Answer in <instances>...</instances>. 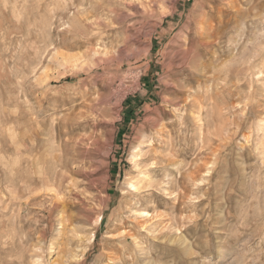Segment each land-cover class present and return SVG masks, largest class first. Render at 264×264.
I'll return each mask as SVG.
<instances>
[{"label": "rangeland", "instance_id": "374dc122", "mask_svg": "<svg viewBox=\"0 0 264 264\" xmlns=\"http://www.w3.org/2000/svg\"><path fill=\"white\" fill-rule=\"evenodd\" d=\"M0 264H264V0H0Z\"/></svg>", "mask_w": 264, "mask_h": 264}, {"label": "bare ground", "instance_id": "6f19581e", "mask_svg": "<svg viewBox=\"0 0 264 264\" xmlns=\"http://www.w3.org/2000/svg\"><path fill=\"white\" fill-rule=\"evenodd\" d=\"M201 6H202V5H201ZM201 8H202V7H201ZM212 9H213V8H212ZM203 12H204V11H203ZM220 12H221V11H219V13H220ZM220 14H221V13H220ZM220 14H219V15H220ZM221 15H222V14H221ZM209 16H210V15H209ZM214 17H215V16H214ZM190 21H191V20H190ZM190 23H191V22H190ZM189 25H190V24H189ZM201 25H202V24H201ZM189 27H190V26H189ZM202 27H203V26H202ZM202 27H201V28H202ZM187 30H189V29H187ZM202 31H203V30H202ZM212 33H213V31H212ZM186 35H187V34H186ZM212 37H213V36H212ZM183 39H184V38H183ZM185 40H186V39H185ZM186 43H187V42H186ZM183 47H185V46H183ZM225 48H226V47H225ZM174 56H175V55H174ZM174 56H173V57H174ZM178 66H179V65H178ZM183 68H185V67H183ZM181 69H182V68H181ZM181 69H180V70H181ZM185 69H186V68H185ZM187 70H188V69H187ZM182 71H183V70H182ZM185 71H186V70H185ZM190 72H191V71H190ZM190 72H189V73H190ZM191 73H192V72H191ZM191 73H190V74H191ZM183 78H184V77H183ZM198 86H199V85H198ZM203 86H204V85H203ZM206 96H207V95H206ZM171 102H173V101H171ZM176 104H177V103H176ZM199 110H201V109H199ZM86 151H87V150H86ZM29 154H30V153H29ZM43 156H44V155H43ZM60 157H61V156H60ZM61 158H62V157H61ZM37 160H38V159H37ZM55 161H56V160H55ZM57 161H58V160H57ZM57 161H56V162H57ZM60 162H61V161H60ZM62 164H63V163H62ZM45 166H46V165H45ZM38 167H39V166H38ZM42 172H43V171H42ZM180 175H181V174H180ZM56 201H57V200H56ZM59 202H60V201H59ZM61 202H62V201H61ZM53 203H54V202H53ZM57 205H59V204H57ZM61 205H62V204H61ZM58 208H59V207H58ZM62 208H63V207H62Z\"/></svg>", "mask_w": 264, "mask_h": 264}]
</instances>
